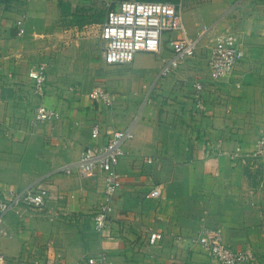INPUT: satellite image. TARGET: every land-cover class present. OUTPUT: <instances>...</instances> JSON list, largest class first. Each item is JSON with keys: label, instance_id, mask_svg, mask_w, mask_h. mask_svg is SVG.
Returning <instances> with one entry per match:
<instances>
[{"label": "crops", "instance_id": "obj_1", "mask_svg": "<svg viewBox=\"0 0 264 264\" xmlns=\"http://www.w3.org/2000/svg\"><path fill=\"white\" fill-rule=\"evenodd\" d=\"M118 1L0 0L1 189L9 194L41 182L52 193L40 212L19 207L5 216L0 251L10 264H38L48 248L68 264H87L100 251L107 252V264H206L190 238L211 226L264 264V159L206 153L211 145L250 152L264 129V0H170L181 3L191 38L202 20L234 33L244 57L225 78L212 80L206 35L194 58L160 78L162 58L171 55L163 48L132 91L123 88L121 70L144 67L136 59L145 52L110 69L99 37L108 5ZM91 25L97 29L87 30ZM38 64L48 75L43 96L29 76ZM195 77L205 85V111L195 106ZM97 80L114 94L113 105L91 99ZM41 103L58 110L60 119L35 123ZM96 123L102 127L97 139L91 134ZM130 126L135 137L125 142L117 167L122 184L113 198L110 238L92 221L105 201L104 175L83 178L75 163L86 148L104 145L108 129ZM156 185L165 198L146 197ZM59 210L79 219H57ZM151 232L159 236L157 245L148 244Z\"/></svg>", "mask_w": 264, "mask_h": 264}, {"label": "built area", "instance_id": "obj_2", "mask_svg": "<svg viewBox=\"0 0 264 264\" xmlns=\"http://www.w3.org/2000/svg\"><path fill=\"white\" fill-rule=\"evenodd\" d=\"M22 23V21H19ZM88 27V26H87ZM86 27V28H87ZM172 32L169 38L165 35ZM22 33V31L20 32ZM177 33V34H174ZM208 36L212 45L208 57L209 75L212 80H220L231 73L235 65L244 57L241 45L236 41L234 33L219 30L215 25H207L202 20L196 38L189 36L183 20L181 3L177 1L154 0H119L117 6L108 5L105 21L101 24L99 37L102 42V54L108 64L122 65L131 63L138 52L152 53L160 56L163 48L171 52L169 57L162 58L160 78L172 75L181 65L194 58L200 40ZM35 91L45 94L48 75L45 65L38 64L29 71ZM193 97L198 110L205 111L206 104L203 97L205 85L199 78L192 79ZM90 97L97 103L113 105L115 96L102 86H95ZM58 110L41 103L35 109L34 122L43 123L60 119ZM101 125L94 124L92 137L97 139L101 134ZM133 127L125 129H108L107 140L102 146L86 148L75 163L83 178L95 177L102 173L105 178V201L92 213V221L96 231L113 238L109 226L110 215L113 211V198L121 187L117 167L121 158L126 154L125 142L133 139ZM255 146L250 152H244L241 146L232 151L207 147L206 153L211 156L226 154L233 161L243 160L246 157L264 159V129ZM66 173H71L68 167ZM147 198H165L159 185L154 186L146 194ZM52 198L48 187L41 182L19 192L5 194L1 189L0 180V234L7 233L5 216L16 208H28L33 211H42L47 208ZM57 219L76 221L79 215L68 210H59L54 215ZM178 239H182L178 237ZM150 245H157L159 236L155 232L149 235ZM190 243L198 244L209 261L206 264H257V258L250 249L235 248L225 242L223 229L220 227H206L198 235L190 238ZM48 254L38 264H68L59 254ZM107 252L100 251L96 257L87 259V264H107ZM0 264H10L8 257L0 251Z\"/></svg>", "mask_w": 264, "mask_h": 264}, {"label": "rangeland", "instance_id": "obj_3", "mask_svg": "<svg viewBox=\"0 0 264 264\" xmlns=\"http://www.w3.org/2000/svg\"><path fill=\"white\" fill-rule=\"evenodd\" d=\"M81 21L83 23H86L85 20H81ZM95 29H97V27L94 28V25H91L87 28V30H90L91 32L94 31ZM171 34H173V33L168 32V33H166L165 37L169 38V36ZM174 34H177V33H174ZM145 54H146L145 56H142V57L136 59V60L142 61L141 63H144V67L135 66L133 68L121 70L120 78L123 80L122 85H123V88H125L128 91H132V90H134L136 88L138 89L140 87L142 80L147 76L149 71H151L152 67L154 66V63H156V61H157V58L155 57L156 55H154L152 53H146V52H145ZM152 55L154 57H151ZM118 66L119 65H113V64L107 63V67L110 69H113V68L118 69ZM101 75H103V74H100V76ZM106 83H107V81H106ZM103 85H104V82H102V80H97V81H95L94 87L95 86L105 87Z\"/></svg>", "mask_w": 264, "mask_h": 264}, {"label": "trees", "instance_id": "obj_4", "mask_svg": "<svg viewBox=\"0 0 264 264\" xmlns=\"http://www.w3.org/2000/svg\"><path fill=\"white\" fill-rule=\"evenodd\" d=\"M154 1H168V0H154ZM113 7H115V6H113ZM97 16H98L97 21L102 22L105 18V12L101 11L100 13H98ZM77 20H78V18H77ZM78 22H80V21L78 20ZM80 24H82V23H80Z\"/></svg>", "mask_w": 264, "mask_h": 264}]
</instances>
